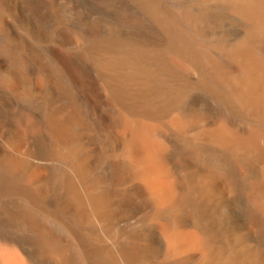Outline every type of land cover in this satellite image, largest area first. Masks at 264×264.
Returning a JSON list of instances; mask_svg holds the SVG:
<instances>
[{"label":"bare ground","instance_id":"6f19581e","mask_svg":"<svg viewBox=\"0 0 264 264\" xmlns=\"http://www.w3.org/2000/svg\"><path fill=\"white\" fill-rule=\"evenodd\" d=\"M0 250L264 264V0H0Z\"/></svg>","mask_w":264,"mask_h":264},{"label":"rangeland","instance_id":"374dc122","mask_svg":"<svg viewBox=\"0 0 264 264\" xmlns=\"http://www.w3.org/2000/svg\"><path fill=\"white\" fill-rule=\"evenodd\" d=\"M11 247H14V248H16L15 246H13V244H9ZM0 252H2L1 250H0Z\"/></svg>","mask_w":264,"mask_h":264}]
</instances>
